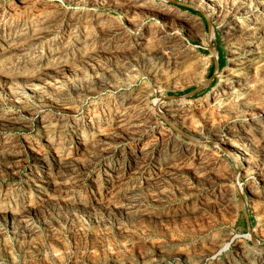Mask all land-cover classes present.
Instances as JSON below:
<instances>
[{
  "label": "rangeland",
  "instance_id": "obj_1",
  "mask_svg": "<svg viewBox=\"0 0 264 264\" xmlns=\"http://www.w3.org/2000/svg\"><path fill=\"white\" fill-rule=\"evenodd\" d=\"M0 264H264V0H0Z\"/></svg>",
  "mask_w": 264,
  "mask_h": 264
},
{
  "label": "bare ground",
  "instance_id": "obj_2",
  "mask_svg": "<svg viewBox=\"0 0 264 264\" xmlns=\"http://www.w3.org/2000/svg\"><path fill=\"white\" fill-rule=\"evenodd\" d=\"M258 23H259V22H258ZM147 43H148V42H147ZM174 43H175V42H174ZM243 69H245V68H243ZM243 69H242V70H243ZM252 71H253V70H252ZM253 73H254V72H253ZM232 74H233V73H232ZM232 74H231V75H232ZM233 75H234V74H233ZM243 75H244V74H243ZM230 77H231V76H230ZM243 77H244V76H243ZM231 78H232V77H231ZM232 81H233V80H232ZM228 82H229V81H228ZM243 99H244V98H243ZM158 109H159V108H158ZM244 131H245V130H244ZM244 133H245V132H244ZM238 135H239V134H238ZM242 135H243V133H242ZM243 136H245V135H243ZM248 136H249V135H248ZM240 137H241V136H240ZM245 138H246V137H245ZM241 139H242V138H241ZM249 139H250V138H249ZM238 140H239V139H238ZM243 140H244V139H243ZM243 140H241V141H243ZM246 142H247V141H246ZM253 142H254V141H253ZM242 143H243V144H246V143H244V142H242ZM248 143H249V141H248ZM239 144H240V143H239ZM249 144H252V143H249ZM246 145H247V144H246ZM253 145H254V144H253ZM241 146H243V145H240V147H241ZM238 147H239V146H238ZM241 148H242V147H241ZM237 149H238V148L236 147V151H237ZM239 149H240V148H239ZM246 150H247V149H246ZM240 152H241V151H240ZM242 152H243V150H242ZM204 155H205V154H204ZM58 158H59V157H58ZM65 158H66V157H65ZM70 158H71V157H70Z\"/></svg>",
  "mask_w": 264,
  "mask_h": 264
}]
</instances>
